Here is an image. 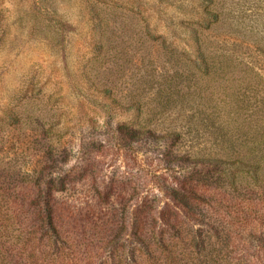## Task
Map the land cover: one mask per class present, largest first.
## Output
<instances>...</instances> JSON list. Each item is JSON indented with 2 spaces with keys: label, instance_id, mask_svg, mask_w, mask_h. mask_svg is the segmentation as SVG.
Listing matches in <instances>:
<instances>
[{
  "label": "rangeland",
  "instance_id": "obj_1",
  "mask_svg": "<svg viewBox=\"0 0 264 264\" xmlns=\"http://www.w3.org/2000/svg\"><path fill=\"white\" fill-rule=\"evenodd\" d=\"M205 7L214 18L199 24L198 14ZM192 29L202 44V58L215 67L190 79L188 91L195 94L156 111L147 126V141L115 147L116 123L130 115L118 117L111 106H103L112 97L102 92V85L114 93V86L124 89L147 77L153 80L148 90L152 93L156 81L174 73L187 76L196 63L190 49ZM104 69L110 71L103 73ZM86 77H96L97 90L88 87ZM102 79L108 83L98 82ZM246 81L250 84L244 89ZM9 108L18 117L5 125ZM207 119L214 127L228 124V129L237 121L244 122L245 129H253L256 122L264 127V0H214L211 5L204 0H0L3 163L10 159L23 172H37L51 164L42 160L50 145L56 165L47 180H65L55 197L71 212L56 223L65 244L58 242V252L52 254L43 242L37 245L36 209L29 199L22 207L13 198L6 201L1 237L12 244L21 242V247L14 246L23 256L34 249L32 264H40L43 257L45 264H119L128 233L112 242L116 229L112 223L97 227V212L113 214L115 221L123 217L128 227L132 210L144 203L152 204L157 216L169 203L168 185L188 179L192 183L199 176L211 182L208 173L216 170L213 166L181 159L194 161L197 153L218 152ZM48 122L58 124V139L45 133ZM111 185L108 198L99 200L97 192ZM211 188L215 198L210 207L200 206L205 217L197 224L177 217L176 227L186 244L174 246L176 260L185 256L186 261L195 232L203 239L212 233L210 228L232 225L247 204L244 198L250 197L241 195L243 201L236 205L240 199L235 202L222 194L219 182H212ZM239 255L220 263L241 264ZM134 258L136 264H151L147 254L136 249ZM130 260L125 263L133 264Z\"/></svg>",
  "mask_w": 264,
  "mask_h": 264
},
{
  "label": "trees",
  "instance_id": "obj_2",
  "mask_svg": "<svg viewBox=\"0 0 264 264\" xmlns=\"http://www.w3.org/2000/svg\"><path fill=\"white\" fill-rule=\"evenodd\" d=\"M213 1L204 0L209 5ZM213 14L205 7L198 14L199 24L205 22L207 18H214ZM189 34L191 36L190 49L196 55V63H193L194 66L189 68L187 76L174 73V76L164 78L162 82L156 81L157 86L150 87V89L153 88V92L149 91L151 93L149 98H147L149 82L151 85L153 80L150 81L151 79H147V77L138 79L132 85L125 86L124 89L114 86L116 89L114 93H112V88H105L102 85V92H110L112 97V101H106L103 106L107 108L111 106L112 109H110L116 110L118 117L130 115L128 120L119 119L116 123L115 147H131V142L141 144V141H147L145 135L151 133V131H146L147 126L150 125L151 118L156 111L177 103L178 99L183 101V98L195 94V91H188L190 90V79L201 78L215 67L209 65L202 58V44L197 36V31L192 29ZM109 71L110 69H104L103 73ZM86 80L89 88L98 89L96 77H86ZM102 81L108 83V79H102L98 82ZM249 84L250 81H246L244 89L249 88ZM181 85L183 86L180 87ZM235 101L247 100L236 98ZM17 113V111L9 108L6 113L5 125L15 123L18 117ZM28 119L31 120V118ZM9 120L12 123H8ZM210 122L213 126L212 136L217 142L215 147L218 148V152L197 153L194 161L193 159L184 160L183 156L181 159L183 162L191 161L192 164L213 166L216 170L208 173L211 182L205 176H199L192 183L188 179L177 181V185L172 188L168 185L165 193L169 203H165L157 216L154 215L152 204L144 203L139 209L134 207L128 227L123 217H119L115 221L111 219L113 214L105 212L101 216L99 214L101 211L97 212V223H95L97 227H105L112 223L111 227L116 229L113 238L112 235L110 236L112 242L119 236L128 233L122 245L124 251L118 260L119 264H126L125 262L130 258L133 259L130 261L136 264L135 249L140 253H146L147 260L151 264H221L220 261L231 254L235 256L240 254L238 261L241 264H264V127L256 122L253 129L251 127L245 129L244 122L239 123L237 121L232 125V129H228V124H225L224 127V123H219L218 126L214 127V121ZM56 125L58 124L55 122H48L45 133L56 136L58 139L61 132ZM126 143L128 145H124ZM4 159L0 153L2 165L0 166V217L6 215L3 210L8 211L5 207L7 200L9 203L13 198L16 204L22 207L24 201L29 199V203L34 205L36 209L33 213L35 221L33 226H36V231H39L37 245H41L43 242V245L52 249V254H56L58 252L57 243L65 244V241L60 237L56 223L61 217L69 216L71 212L66 204L60 207L58 204L62 205V202H59L55 197L57 192L63 190L65 180L59 179V176L55 180L51 178L47 180V176H52L48 171L53 172L56 165L51 146L47 147L42 159L44 163L47 164L50 161L51 164L44 165L37 172H23L10 159L3 163ZM212 182H219L223 188L222 194H226V197L230 196V200L237 202L240 199L236 205H240L243 201L241 195L249 194L250 197L244 198L247 200V204L240 208L242 213L234 218L232 225L224 226L225 228L221 230L218 227L210 228L212 233H206L203 239L197 233L198 231L192 234L190 244L192 250L187 254L186 261H184L185 256L176 260V248L174 246L179 242L186 244V237L176 227L179 222L177 217L181 219V215H183L186 221H181L188 225L189 223L197 224L199 217L204 218L205 214L200 206L208 205L210 207V202L214 197L211 188ZM112 188L113 185L104 186L101 191H98L99 200L107 199ZM124 202H126L125 195L121 197V203L124 204ZM125 207L126 204L123 205V208ZM255 208L256 211L253 212ZM222 214L224 213L222 212L217 216L220 217ZM160 224L165 228H160ZM2 225L0 220V264H32L30 260L35 254L34 249L30 250L29 255L23 256L22 252L15 249L17 246L21 247V242L12 244V242L1 237L4 230ZM224 230L226 232H223ZM213 238L215 240L211 241ZM203 250L204 254H202ZM49 254L47 255L49 256ZM122 255H124L123 258ZM191 255L193 260L190 258ZM149 256L151 258H148ZM125 257L127 259L124 262ZM45 260L46 257H43L40 264H45Z\"/></svg>",
  "mask_w": 264,
  "mask_h": 264
}]
</instances>
